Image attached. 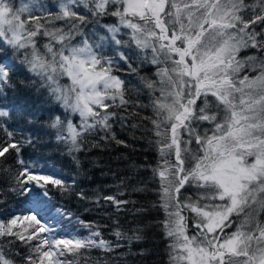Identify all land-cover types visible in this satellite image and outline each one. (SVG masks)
I'll return each instance as SVG.
<instances>
[{"label": "snow or ice", "instance_id": "6c2138e0", "mask_svg": "<svg viewBox=\"0 0 264 264\" xmlns=\"http://www.w3.org/2000/svg\"><path fill=\"white\" fill-rule=\"evenodd\" d=\"M18 65L52 107H0V197L16 200L0 211L10 217L0 219V264H79L94 250L109 259L88 264H123L111 257L140 230L115 220L106 237L56 208L53 189L89 195L47 158L25 159L41 133L9 121L48 112L43 127L76 160L90 137L116 140L130 109L151 111L153 208L169 264H264V0H0V99L17 88ZM61 109L63 119L51 115ZM119 185L102 197L116 212L129 203Z\"/></svg>", "mask_w": 264, "mask_h": 264}, {"label": "trees", "instance_id": "16d2710c", "mask_svg": "<svg viewBox=\"0 0 264 264\" xmlns=\"http://www.w3.org/2000/svg\"><path fill=\"white\" fill-rule=\"evenodd\" d=\"M49 2L51 3V0ZM104 22L112 23L114 18ZM152 71L146 70L142 74L151 76ZM10 75L17 88L6 89L8 96L6 99H0V107H9L10 114V105L13 101L16 103L26 101L36 109L52 107V105L42 104L44 97L30 85L31 74L26 68L18 65L17 71ZM132 96L136 98L135 93H132ZM140 99L144 103L148 102L144 95H141ZM61 113L62 109L51 115L61 116L63 119ZM38 115L40 119L28 123L26 120L20 121L17 112V119L9 121L16 128L38 129L41 133L36 144L24 150L25 159L47 158L48 163L55 166L70 184L75 178L78 184L74 187L83 189L89 195V199L81 201L74 195L62 194L53 189L52 204L84 221H92L103 229L106 237L113 236L115 220H119L122 229L129 235L133 234L131 230L139 229L141 239L132 241L131 244L122 242L124 246L121 254L114 255L111 259L123 264H169V241L165 239L159 225L163 214L153 208L157 196L150 179L152 175L150 166L156 164L158 154L150 142L151 133L147 131L151 128V124L143 119L150 116L151 111H140L139 115H135L131 109L128 113L122 112L121 115L126 116V119L113 124L116 140H101L99 136L90 137L85 142L83 151L76 154V160L67 153L63 145L56 141L54 130L43 127L49 123V113L42 112ZM78 119V116L73 117V122L77 123ZM44 132L53 134L44 135L42 134ZM117 140H122L124 143H117ZM5 166L8 167V165ZM119 179L125 180L127 187L122 189L125 192L123 198L129 203L120 212H116L115 206L103 202L102 197L117 194V189L121 188ZM2 186L0 184V187ZM136 189L145 190L137 191ZM0 199L4 200V203H0V211L10 210L16 205L15 198L10 194L5 193ZM97 199H100L99 206L95 203ZM8 218L10 217H0L5 220ZM67 219L68 217H65V220ZM65 227L69 226L65 225ZM66 259L75 260L76 257L68 255ZM96 259L108 260L109 257L94 250L90 254L81 256L79 264H88L89 261Z\"/></svg>", "mask_w": 264, "mask_h": 264}, {"label": "rangeland", "instance_id": "374dc122", "mask_svg": "<svg viewBox=\"0 0 264 264\" xmlns=\"http://www.w3.org/2000/svg\"><path fill=\"white\" fill-rule=\"evenodd\" d=\"M189 195H191V193ZM189 218L191 219V214H189Z\"/></svg>", "mask_w": 264, "mask_h": 264}]
</instances>
